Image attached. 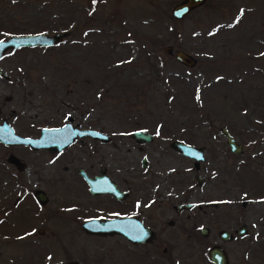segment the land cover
Wrapping results in <instances>:
<instances>
[{"label":"rangeland","instance_id":"obj_1","mask_svg":"<svg viewBox=\"0 0 264 264\" xmlns=\"http://www.w3.org/2000/svg\"><path fill=\"white\" fill-rule=\"evenodd\" d=\"M179 1L0 0V39L68 33L57 45L0 59L7 75L0 77V122L34 137L69 115L113 136L98 145V160L120 184L125 175L117 170L125 157L130 161V212L156 235L150 245L132 246L81 229L86 219L128 207L87 194L76 172L78 142L53 162L40 149L0 143V264H212L207 250L215 244L229 264H264V0H204L175 19L170 9ZM165 45L196 64L177 63ZM220 127L241 145L240 154L228 149ZM137 128L154 135L140 151L124 138ZM172 140L203 149L197 168L174 153ZM169 170L178 171V183L159 182L155 173ZM194 174L204 183L197 185ZM176 192L193 208L174 211ZM241 224L246 232L237 236ZM221 229L233 238L220 241Z\"/></svg>","mask_w":264,"mask_h":264},{"label":"water","instance_id":"obj_2","mask_svg":"<svg viewBox=\"0 0 264 264\" xmlns=\"http://www.w3.org/2000/svg\"><path fill=\"white\" fill-rule=\"evenodd\" d=\"M204 0H180L173 5L170 9V15L175 19H180L185 16L191 9L202 4ZM68 33L66 31L56 32L51 35L29 34V35H9L0 41V59L3 55L10 50H16L21 47H48L56 45L60 40ZM164 53L172 55L174 60L187 67L191 68L196 64V59L190 54L180 49H172V46L165 45L162 47ZM0 77L7 78L4 71L0 69ZM219 132L225 138V143L228 149L238 155L242 152V147L237 143L226 131L224 127L219 128ZM91 136L102 141H107L108 137L105 134L98 133L92 130H81L72 128L69 123L62 125L59 128H42L39 136L26 137L20 136L14 133L11 126L2 120L0 122V143L5 146L23 145L28 146L32 150L46 149L50 152H58L69 145L76 136ZM135 142H150L152 135L144 130H134L130 133ZM173 149L177 150L182 156L193 159L195 162L202 161V149L200 147L188 145L178 141L171 143ZM13 162L17 165L16 161ZM142 166L145 167L144 159H142ZM198 185H201L203 179L198 175L195 176ZM89 192L92 194L109 193L116 199H121L124 192L119 191L113 182L107 176H97L93 180H88ZM34 198H37L39 203H44L46 197L40 190H35L33 193ZM190 203H182L175 206L176 209L188 208ZM170 224V221L167 223ZM81 229L88 234L96 236L106 235H119L123 237L127 242L132 244L147 242L152 236V230L143 225L142 222L134 216H117L109 218H91L84 220L81 224ZM199 234L201 236L208 235V229L206 227L199 228ZM246 232L245 226L241 224L234 230V234L242 236ZM42 233V230H39ZM142 236L137 239L136 237ZM217 238L220 241H229L232 238V234L227 230L221 229L217 232ZM207 258L212 264H228L227 257L224 250L220 245H212L207 250ZM52 264H76L75 261L56 262Z\"/></svg>","mask_w":264,"mask_h":264},{"label":"flooded vegetation","instance_id":"obj_3","mask_svg":"<svg viewBox=\"0 0 264 264\" xmlns=\"http://www.w3.org/2000/svg\"><path fill=\"white\" fill-rule=\"evenodd\" d=\"M59 44V43H57ZM56 44V45H57ZM50 47V46H48ZM26 48H34V47H26ZM39 48H47V47H39ZM19 49H22V48H19ZM18 50V49H17ZM15 51V50H13ZM4 56V55H3ZM61 120L59 121L58 124H55V125H49V126H45V127H41L39 129H37V135L34 136V138L38 137L39 136V133H40V130L42 128H59L61 127L62 125L66 124V123H69L70 126L72 128H76V129H81V130H92V131H95V132H98V133H102V134H105L103 133L102 131L96 129V128H92V127H84V126H80L81 124L80 123H77V122H74V119L71 117V116H66L65 118V121L61 122ZM82 123V122H81ZM83 125H85V123L83 122L82 123ZM134 130H144V129H141V128H137V129H132L128 132V135H126V137H124L125 139L126 138H131L132 142L134 143V145L136 146V148L140 151L142 149V144H145V143H150L153 138H154V135L146 130V132L150 133L152 135V140L150 142H135L134 139L131 137L130 133H132ZM106 135V134H105ZM108 137V140L107 141H102V140H99L97 138H92L91 136H76L74 138V140L69 144L67 145L65 148H63L61 151H58V152H50L49 150H46V149H40L41 151L40 152H46V153H50V156H51V162H53L55 159H56V156L57 154L61 153L63 154L64 153V150L66 148H69L75 144H78L80 145V147H82L83 149V157H82V165L81 167H78L76 169V172L78 173V178L79 180L81 181V184L84 188V190L87 192V194L92 198V200H95L97 197H101V196H107L109 199H111V201H113V203H124L123 205H127L128 207V210L126 212H123V211H117L114 215H111V217H117V216H133L134 214L130 212L131 210V206H133L134 208V203H135V200H134V192H133V175H132V171L130 172V161L127 160V158L125 157V160L123 162V166L118 169L117 171L121 174V175H125V177L123 176L121 178V184L119 182L118 179H114V176H111L109 175V173L107 172L106 168H104L102 165H101V162H99L98 159H100V155H102V152L101 151H98L99 148H98V145H104V144H109L113 141L112 138H114L113 136L110 138L108 135H106ZM120 137V136H118ZM123 138V139H124ZM174 141H178V140H172L169 142V146L170 148L174 151V153L176 154H179L181 155L177 150L173 149V147L171 146V143L174 142ZM180 142V141H178ZM183 143V142H181ZM126 145V144H125ZM129 145V144H128ZM125 146L123 147L124 149H128L130 148L129 146ZM133 145V144H132ZM133 145V146H134ZM28 147V146H27ZM132 149V148H131ZM202 149V148H201ZM127 154H129L130 152H126ZM203 149H202V155H203ZM182 156V155H181ZM188 158V157H187ZM142 159H144V163H145V167L142 166ZM204 159V157H203ZM91 160H98V161H92L93 163H90L89 161ZM198 162H201V161H198ZM198 162H193V165L194 167L197 168V163ZM140 167L142 170H145L146 167H147V158L145 155H142L141 158H140ZM171 170H169L167 173H165L163 176H161V174H158V173H155L158 175V180L159 182H161L162 184H164L165 182L167 181H172L173 178L175 180L176 183H178V171H176L175 173H170ZM170 173V174H168ZM168 174V175H166ZM107 176L111 182H113V184L115 185V187L121 191V192H124V195L122 196L121 199H116L114 198L111 194L109 193H100V194H92L89 192V188H88V180H93L95 179L97 176ZM197 174H194L193 175V180L195 181V183L197 184L196 182V179H195V176ZM199 176V175H198ZM200 177V176H199ZM202 178V177H200ZM203 181L201 184L204 183V178H202ZM198 185V184H197ZM132 194H131V193ZM177 198H175L176 200L175 201H171L170 200V203H180V204H175V205H172V209L174 211H182L184 209H191L193 208V204L191 202H183V200H180L178 202V192H176V195ZM169 197L168 196H165V199H168ZM171 199V198H169ZM86 203V202H85ZM182 203H190L191 205L188 207V208H182V209H176L174 208L175 206H178V205H181ZM15 203H13L14 205ZM130 207V208H129ZM200 207V206H199ZM141 221V220H140ZM142 222V221H141ZM168 222V221H167ZM171 222V221H170ZM245 230H246V227H245ZM228 231V230H227ZM230 232V231H228ZM231 233V232H230ZM232 234V233H231ZM119 236V235H117ZM233 238V236H232ZM231 238V239H232ZM230 239V240H231ZM154 240H156V235L153 233L152 231V236L151 238L147 241V242H144V243H138V244H132L130 243L132 246H139V245H144V246H147V245H150ZM229 240V241H230ZM223 249V248H222ZM224 250V249H223ZM163 252L166 251L165 248L162 249ZM225 252V251H224ZM226 255V253H225ZM158 257V256H157ZM227 257V255H226ZM160 260L162 258L158 257ZM228 261V259H227ZM229 264V262H228Z\"/></svg>","mask_w":264,"mask_h":264},{"label":"snow or ice","instance_id":"obj_4","mask_svg":"<svg viewBox=\"0 0 264 264\" xmlns=\"http://www.w3.org/2000/svg\"><path fill=\"white\" fill-rule=\"evenodd\" d=\"M93 2H95V0H93ZM243 11V10H242ZM0 43H2V41H0ZM137 239H140V238H142V236H138V237H136Z\"/></svg>","mask_w":264,"mask_h":264},{"label":"trees","instance_id":"obj_5","mask_svg":"<svg viewBox=\"0 0 264 264\" xmlns=\"http://www.w3.org/2000/svg\"><path fill=\"white\" fill-rule=\"evenodd\" d=\"M62 32V31H61Z\"/></svg>","mask_w":264,"mask_h":264}]
</instances>
